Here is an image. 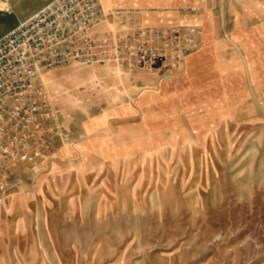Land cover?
<instances>
[{"label":"rangeland","instance_id":"1","mask_svg":"<svg viewBox=\"0 0 264 264\" xmlns=\"http://www.w3.org/2000/svg\"><path fill=\"white\" fill-rule=\"evenodd\" d=\"M15 1L0 33L51 0ZM243 62L203 85L171 83L185 65L45 73L40 155L0 193V264H264V58Z\"/></svg>","mask_w":264,"mask_h":264},{"label":"built area","instance_id":"2","mask_svg":"<svg viewBox=\"0 0 264 264\" xmlns=\"http://www.w3.org/2000/svg\"><path fill=\"white\" fill-rule=\"evenodd\" d=\"M0 10L12 11L9 0H0ZM119 13L106 10L101 0H51L0 37V193L9 190V163L40 155L42 121L51 117L45 73L69 64L168 72L182 69L200 46L202 28L196 24L100 33Z\"/></svg>","mask_w":264,"mask_h":264},{"label":"crops","instance_id":"3","mask_svg":"<svg viewBox=\"0 0 264 264\" xmlns=\"http://www.w3.org/2000/svg\"><path fill=\"white\" fill-rule=\"evenodd\" d=\"M13 1L14 4H18V1L9 0L12 8ZM101 2L106 10L120 11L99 27L98 30L102 34L111 33V30L116 32L118 29L115 26L125 30L154 24L201 26L200 46L187 55L185 72L171 83L185 77L191 80L193 85L195 82L203 85L206 83L207 70L217 73L227 66L241 69L244 57L247 59L248 56L251 61L250 67H257L258 60L264 58V0H101ZM45 4L47 2L43 6ZM6 14L10 12L0 10V20ZM13 27L8 26L4 29L0 37ZM108 67L115 72L119 71L115 65L111 64Z\"/></svg>","mask_w":264,"mask_h":264},{"label":"bare ground","instance_id":"4","mask_svg":"<svg viewBox=\"0 0 264 264\" xmlns=\"http://www.w3.org/2000/svg\"><path fill=\"white\" fill-rule=\"evenodd\" d=\"M4 6H6V4H4Z\"/></svg>","mask_w":264,"mask_h":264}]
</instances>
